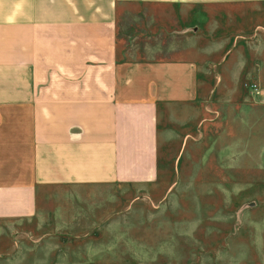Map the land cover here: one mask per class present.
<instances>
[{"label": "crops", "instance_id": "obj_1", "mask_svg": "<svg viewBox=\"0 0 264 264\" xmlns=\"http://www.w3.org/2000/svg\"><path fill=\"white\" fill-rule=\"evenodd\" d=\"M141 6L160 11L136 18ZM143 20L168 38L148 58L130 53L144 32L125 31ZM244 20L261 43L264 0H0V223L37 217L54 189L67 201L156 182L160 111L209 91V76L241 89V66L231 84L223 74Z\"/></svg>", "mask_w": 264, "mask_h": 264}, {"label": "rangeland", "instance_id": "obj_2", "mask_svg": "<svg viewBox=\"0 0 264 264\" xmlns=\"http://www.w3.org/2000/svg\"><path fill=\"white\" fill-rule=\"evenodd\" d=\"M136 24L126 33L145 37L130 53L148 58L168 38ZM231 31L246 35L224 81L241 66V89L209 76V91L160 111L156 182L82 187L67 201L50 191L37 217L0 223V264H264V58L252 54L264 31L261 43L246 20Z\"/></svg>", "mask_w": 264, "mask_h": 264}]
</instances>
